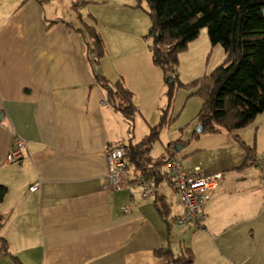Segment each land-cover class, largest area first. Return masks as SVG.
<instances>
[{
  "label": "crops",
  "instance_id": "crops-1",
  "mask_svg": "<svg viewBox=\"0 0 264 264\" xmlns=\"http://www.w3.org/2000/svg\"><path fill=\"white\" fill-rule=\"evenodd\" d=\"M91 3L0 0V186L7 188L0 237L10 254L20 264H165L158 251L189 249L193 264H264V192L255 165L264 147V113L246 128L199 133L190 146L178 144L183 171L222 174L202 229H179L183 208L163 183L151 199L108 188L107 148L126 144L128 135L94 75L120 80L130 92L148 81L157 86L161 75L142 51H129L130 14L118 7L107 15L85 13ZM78 15L103 42L96 65L76 32ZM14 137L23 143L22 159L9 164ZM236 137L255 147L248 166ZM140 139L134 135L133 143ZM173 145L152 159L177 153ZM0 264L14 263L0 251Z\"/></svg>",
  "mask_w": 264,
  "mask_h": 264
},
{
  "label": "trees",
  "instance_id": "trees-1",
  "mask_svg": "<svg viewBox=\"0 0 264 264\" xmlns=\"http://www.w3.org/2000/svg\"><path fill=\"white\" fill-rule=\"evenodd\" d=\"M149 29L148 51L154 67L165 76L173 77L178 66V55L187 50L202 29H206L209 42L223 48L225 59L210 74L187 84L196 87L202 103L197 113L202 134L232 132L251 125L255 118L264 113V0H145ZM94 21V19L92 18ZM79 27L76 32L84 39L85 48L92 61L103 58V42L94 26L88 25L81 15L77 16ZM96 65V64H94ZM95 82L105 93V102L126 124L128 135L124 144L127 176L130 184L138 175L155 177L157 185L162 178L155 176L166 158L153 160L151 150L159 138V132L170 121L169 111L173 96V78L167 86L168 106L162 110L160 122L138 143H133L134 120L137 109L134 95L125 88L122 81L110 83L103 76L95 74ZM176 79V77H175ZM179 87L182 85L179 84ZM199 133H194L197 139ZM244 152L243 167L255 159V147L246 145L236 137ZM7 194V188L0 186V204ZM159 213L166 214L167 207L159 199ZM1 222V215H0ZM0 251L20 264L13 257L6 241L0 237ZM165 264H193V253L183 249L178 255L171 251H158Z\"/></svg>",
  "mask_w": 264,
  "mask_h": 264
},
{
  "label": "rangeland",
  "instance_id": "rangeland-1",
  "mask_svg": "<svg viewBox=\"0 0 264 264\" xmlns=\"http://www.w3.org/2000/svg\"><path fill=\"white\" fill-rule=\"evenodd\" d=\"M71 1L74 8H79L81 3H84V0ZM91 1V4L85 5V13L95 10L100 15H107V11L112 13L118 7L121 11H126L130 14V17H127L125 20L130 22L135 40L129 51L133 53H140L142 51V56L147 55L149 62L152 63L148 51L149 39L145 38L150 25L145 0ZM91 16L95 18L96 15ZM224 59L223 48L218 44L212 45L209 42L206 29H202L199 37L193 41V44H190L186 51L178 55V66L172 77L173 96L168 116L170 121L160 130L159 138L152 147L151 155L153 154L155 158H160L164 155L163 149L168 143L174 145L187 144L190 146L192 142L198 140V138H193V134L196 133L198 127L196 116L202 101L200 97L195 95L196 87L186 88L185 86L210 74L217 66L223 63ZM156 69L161 75V80H158L157 86L150 81L147 82L146 86L138 85L136 87L133 85L134 90H136L132 91L134 95L133 102L139 112H137L138 114H136L134 120L133 136L135 135L136 140L139 136L144 138L148 135L151 128L160 122L162 110H165L168 106L167 94L169 88L167 85L172 81L168 82L166 79L170 76H165L161 69ZM179 84L182 87H179ZM255 134V132H252L251 136ZM257 153L256 163L264 157V147L260 151H257ZM180 154H183V152H177L175 156L180 158L181 161L186 159L180 157Z\"/></svg>",
  "mask_w": 264,
  "mask_h": 264
},
{
  "label": "built area",
  "instance_id": "built-area-1",
  "mask_svg": "<svg viewBox=\"0 0 264 264\" xmlns=\"http://www.w3.org/2000/svg\"><path fill=\"white\" fill-rule=\"evenodd\" d=\"M92 62L97 64L98 59L93 57ZM14 139L16 142L11 145L5 157V162L9 164L17 163L22 159L21 147L23 143L18 137H14ZM124 157L123 144L107 148L106 177L110 190H128L131 195L137 190L142 199H151L156 196L159 185L163 183L175 191L183 208L182 214L177 219L179 229L203 228L205 207L213 192L220 186L221 173L205 175L199 167H194L192 170L185 172L172 149L166 157L165 164L155 172V176L162 178L160 184L157 185L155 177L146 178L143 175H138L135 182L130 184L127 176V161ZM255 165L260 171V181L264 191V157L257 163L255 162ZM37 185H33L31 190H35Z\"/></svg>",
  "mask_w": 264,
  "mask_h": 264
},
{
  "label": "water",
  "instance_id": "water-1",
  "mask_svg": "<svg viewBox=\"0 0 264 264\" xmlns=\"http://www.w3.org/2000/svg\"><path fill=\"white\" fill-rule=\"evenodd\" d=\"M166 80H167L168 82H171V81H172V78H171V77H168ZM1 118H2V115H0V119H1ZM196 131H197L198 133H201V132L203 131L202 126H201V125H198ZM180 147L182 148V146H180ZM181 148H179V145H178V144L176 145V150H177V152H179V151L181 150Z\"/></svg>",
  "mask_w": 264,
  "mask_h": 264
}]
</instances>
